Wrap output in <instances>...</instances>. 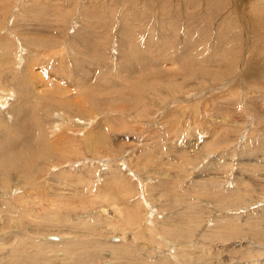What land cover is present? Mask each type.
Wrapping results in <instances>:
<instances>
[{
  "label": "rangeland",
  "instance_id": "1",
  "mask_svg": "<svg viewBox=\"0 0 264 264\" xmlns=\"http://www.w3.org/2000/svg\"><path fill=\"white\" fill-rule=\"evenodd\" d=\"M0 264H264V0H0Z\"/></svg>",
  "mask_w": 264,
  "mask_h": 264
},
{
  "label": "bare ground",
  "instance_id": "2",
  "mask_svg": "<svg viewBox=\"0 0 264 264\" xmlns=\"http://www.w3.org/2000/svg\"><path fill=\"white\" fill-rule=\"evenodd\" d=\"M162 9V8H161ZM161 12V11H160ZM5 48V47H4ZM2 99V98H1ZM23 170V169H22ZM26 172V171H25ZM146 199V198H145ZM143 197H141V200H139V201H141L145 206H148L147 205V201L145 200ZM151 208V207H150ZM100 210H101V212H103V213H106L107 215H109V216H113V218L114 217H119L118 215H119V212H121V211H119L117 208H115V207H109V208H103V207H101L100 208ZM131 211V210H130ZM152 212V209H149V211H148V214L150 215V213ZM122 214V213H121ZM134 214V213H133ZM135 214H137V213H135ZM123 215V214H122ZM105 216V215H104ZM125 216V215H124ZM138 217V216H137ZM125 220H126V218H124ZM112 220V219H111ZM132 221H134V220H131V222ZM122 223H124V221L122 222ZM148 223H149V225H150V227H155V223H154V221H151L150 220V222L148 221ZM127 224V223H126ZM125 225V224H124ZM126 229V228H125ZM122 235L124 236V233H122ZM123 236H120V241L122 240L123 241ZM157 236V238H162L163 236H160V235H156ZM64 238V237H63ZM47 239H49V240H59V239H61V237H59V236H47ZM112 239V238H111ZM164 240V239H163ZM178 245V244H177ZM157 247V246H156ZM172 252V254H169L172 258H174V259H177V257H175L174 256V252H175V248H174V252L173 251H171ZM168 253V252H167ZM174 256V257H173ZM170 259V258H169Z\"/></svg>",
  "mask_w": 264,
  "mask_h": 264
}]
</instances>
